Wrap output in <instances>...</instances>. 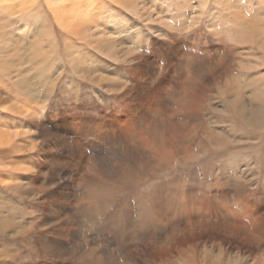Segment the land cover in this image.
I'll list each match as a JSON object with an SVG mask.
<instances>
[{
  "label": "rangeland",
  "instance_id": "374dc122",
  "mask_svg": "<svg viewBox=\"0 0 264 264\" xmlns=\"http://www.w3.org/2000/svg\"><path fill=\"white\" fill-rule=\"evenodd\" d=\"M63 1L65 25L75 23L79 0ZM98 1L78 36L50 20L5 41L16 51L1 54L0 79L32 114L0 112L13 140L0 145V264H264L258 237L241 244L237 232L192 225L264 219V131L235 117L264 102V0ZM188 79L205 83L192 107L177 98ZM140 110L159 126L174 110L190 115L173 156L153 159L126 125L95 143Z\"/></svg>",
  "mask_w": 264,
  "mask_h": 264
},
{
  "label": "bare ground",
  "instance_id": "6f19581e",
  "mask_svg": "<svg viewBox=\"0 0 264 264\" xmlns=\"http://www.w3.org/2000/svg\"><path fill=\"white\" fill-rule=\"evenodd\" d=\"M105 1H107L110 6L114 5V7H115V4H116V6H119V8L121 10H129V8H130L127 5V3H124L122 0H105ZM94 2H95V0H83L81 2L79 0V3H77L78 7H72L70 9V11H69L72 14V20L71 21L75 20V23L71 22V23H68V24L66 23L67 25H65L66 17H64V14L67 13L68 8H66L65 5L63 4L64 3L63 0H0V11H1L0 14L2 16H5V17H2V19H1L2 20L1 21V23H2L1 27L2 28H8L11 33L12 32H16L18 30L22 31L23 30L22 28H24V30H23L24 32L21 34L18 31L20 34H17L16 36L17 37H19V36L20 37H29L31 35L30 30L32 28H37L38 30L43 32L45 30V26L48 25V22L50 20H56V21H53V22H56L57 25H60V26H63V27H65V26L69 27L70 30L72 29V33L71 32L70 33L78 36L79 33H81L80 30H83L81 26H84V27L86 26L87 27L86 23H89L90 19H92V18H90V10L92 9V5L94 4ZM97 3H98L97 6L100 8L101 3H103V0L98 1ZM43 7H45L47 15H45V12H44L45 10L44 11L43 10L40 11ZM102 7H104V5ZM100 13L102 14V12H100ZM92 20H94V19H92ZM18 27H20V28H18ZM94 27H96V25H94ZM38 30H36V31H38ZM11 35H13V33L12 34H7V33L0 32V55L1 54H6V52L9 53V52H12V51L13 52L16 51L14 48L13 49L10 48V47L8 48V46H10V45H8L9 42H10V38H9V41L5 42L6 39L8 38L7 36H11ZM16 36H14V37H16ZM32 36H34V35L32 34ZM12 45H13V47L16 46L14 44H12ZM35 51H36V49H35ZM190 55H192V54H190ZM7 59H8V57H6V55H4V56L1 55L0 56V64H1L0 66L1 67L4 66L7 63ZM32 65H33V63H32ZM152 73H155V72L152 71ZM203 82H205V81H203ZM5 83H6V81H4V80L2 81L0 79V112L4 111V112L15 113V114H17L20 117V119H25L26 117H29V115L32 114L30 109H28L26 107V105H24L25 103L22 104L15 96H13L10 93V91L5 86ZM178 85H179L178 86L179 89L177 88V90L180 91V92L179 93L177 92L178 93L177 94L178 97L177 96L176 97L178 98V100L180 102H185V103L191 104L195 98H201L200 101H202L203 89H204L205 83L204 84L202 83L200 85V82L197 83L196 80L195 81H191L190 79H188L187 81H185L181 85L180 84H178ZM168 86H169V82L164 83V85H163V87L165 89ZM193 105L194 104H191L190 106L192 107ZM197 105H199V104H197ZM179 106H181V104H179ZM186 106H188V105H186ZM174 111L172 113L170 112L171 114L167 113L166 115H164V119L160 120V125L161 126L157 125L155 122H152V120L147 121L145 119L146 117L143 119L144 113H145V112H143V110H140L138 113H133L131 115H128L126 120H124L123 122L120 121V120H118V121L116 120L115 122L111 121L112 125L111 124L109 125L110 126V128L108 127L109 130L100 129L99 132L96 134L97 135L96 138L98 139V142H95V143H104L108 136H111L112 134H115L114 133L115 132L114 129L117 130V134L124 133L125 132L124 128H125V125H126L128 128H132L134 132H136V130H137V132H140L138 134L140 136V138H143L145 140V142H149V143H145V142H143V143L145 145H148L150 148L148 146H145V145L142 146V147L147 149L148 152H150V155H151V157L153 159H155V158L157 159V157H159V154L161 152H163L164 155H166L168 157H171V156H173V154L176 151V149L179 148L178 144H177V142H178L177 141L178 140L177 136H179L178 132H180L183 127H185L183 121L189 115V114L188 115L186 114L187 116L184 117V118L181 117L179 119H175V115L174 114L175 113H179V112H176V111L174 112ZM34 112H35V110H34ZM181 113H182V111H181ZM38 115H39V113L38 114L35 113L34 117L37 118ZM235 117L238 120H242L243 124L248 126V127H246V126L242 125V127H243L242 129H244V127H246V128L250 127L253 132L259 133V134H263V133H261V131H264V102L262 104H254V103L253 104L249 103L247 105L246 104H241V106L238 109H236ZM7 121H8V118H7ZM135 122L139 123L140 125L142 123V125H144V127L147 128V130L145 129L146 133L141 132L143 129L141 131H139V128H138L137 125H135ZM191 122H188V124L191 123ZM191 124H190V127H191ZM106 125H108V124H106ZM2 126H3V124H2ZM152 126L154 127L153 136L149 134V129ZM180 126H181V128L179 129ZM164 127H166V128H164ZM191 128H193V127H191ZM186 129H188V128H186ZM1 132L2 131H0V145L1 146H6L7 148L10 147V145H11L13 140H11V138H10V136L8 134L5 133L6 135H4V132L3 133H1ZM182 133H183V131H182ZM203 135H205V134H203ZM200 138H202L201 141L204 140L203 136H201ZM247 139L249 140L250 138H247ZM129 140H131V139H129ZM252 140H253V138H252ZM78 143H79V138H74L72 146H77ZM41 145H43V144H41ZM11 152L13 154L14 151H11ZM8 155H9V153H8ZM188 155H189V158H193V154L192 153H190ZM156 161L158 162V160H156ZM94 192H91V194L94 193ZM97 194H99V193H97ZM97 194H96V196H97ZM89 204H90V202H89ZM240 209H239V211L242 210V209L241 210ZM54 211L55 212H53V213H55V214L53 216V219L58 220L60 218L59 214L61 213V211H63V209L60 208L59 205H58V206H56ZM243 214H245V213L243 212ZM245 219H246L245 223L238 224L237 222H234L233 220L232 221L230 220V221L226 222L220 216L212 215L211 218H206L205 220L202 219V220H199V222H197V221H195L194 223L192 221L191 222L193 223L192 225H195L197 228L198 227L203 228L204 232L205 231L206 232H212V231L214 232L215 229L216 230L217 229H223V230H225L226 234L227 233L231 234L233 232H235V233L237 232L238 235H239V238H237L236 240H239V242L241 244H245V242H248V243L252 242L251 240H253L256 237H258V239H259L258 241L260 243L264 244V229L260 228L261 230L254 231L253 233L249 229V228H253V226H255V225L258 228L259 225H257L256 223H259V222L261 223L262 221L264 223L263 217L261 218V216H258V214H256V215H252V214L248 215L247 214ZM187 227H188V225H187ZM189 228H192V227H189ZM194 230H196V229H194ZM152 240H154V239H152ZM254 246H256V245H254ZM248 250H250V249H248Z\"/></svg>",
  "mask_w": 264,
  "mask_h": 264
},
{
  "label": "crops",
  "instance_id": "0c3cea01",
  "mask_svg": "<svg viewBox=\"0 0 264 264\" xmlns=\"http://www.w3.org/2000/svg\"><path fill=\"white\" fill-rule=\"evenodd\" d=\"M81 2V1H80Z\"/></svg>",
  "mask_w": 264,
  "mask_h": 264
}]
</instances>
